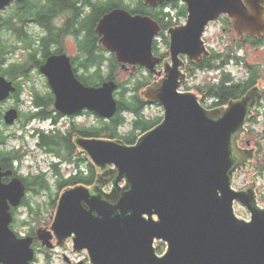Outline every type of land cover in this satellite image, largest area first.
<instances>
[{
    "label": "water",
    "instance_id": "1",
    "mask_svg": "<svg viewBox=\"0 0 264 264\" xmlns=\"http://www.w3.org/2000/svg\"><path fill=\"white\" fill-rule=\"evenodd\" d=\"M18 1L0 0V16ZM141 1L155 6L165 0ZM181 1L191 15L185 26L169 31L174 61L179 52H187L189 43L199 44L205 26L220 14H227L233 27L241 25L243 31L261 23L262 0ZM96 25L101 44L115 53L117 62L152 67L156 23L114 9ZM176 68L174 62L164 79L141 93L146 103L161 107L163 116L134 145L119 140L76 141L100 172L113 167L112 192L99 194L108 183L100 174L92 190L77 186L63 191L50 231L58 245L71 239L73 251L86 250L89 264H264V209L247 205V221L238 218L231 206L237 197L230 181L232 136L240 130L244 112L237 105L228 106L223 114L204 111L193 96L177 92ZM39 72L48 80L60 113L87 109L106 119L115 114L113 81L84 87L72 75L65 55L49 57ZM14 90L12 81L0 76V102ZM17 114L15 109L6 111L4 125L12 126ZM121 181L124 185L119 186ZM8 235L0 231V263H30L34 258L30 242ZM158 241L165 244L160 256L153 246Z\"/></svg>",
    "mask_w": 264,
    "mask_h": 264
},
{
    "label": "flooded vegetation",
    "instance_id": "2",
    "mask_svg": "<svg viewBox=\"0 0 264 264\" xmlns=\"http://www.w3.org/2000/svg\"><path fill=\"white\" fill-rule=\"evenodd\" d=\"M136 1L141 2L140 5L146 13L141 10L138 14L126 11L132 15L147 17L158 27L150 47L151 68L139 63L117 62L115 53L101 44V37L95 32L96 24L105 14L95 24L92 33L78 23L91 14V8L86 5L82 8L77 22L73 21L70 13L60 15L59 24L53 21L54 31L61 30L62 33H66L56 50H54L56 44L51 43V46H54L52 53L44 59L43 63L51 56L65 55L72 75L84 87H98L105 82L113 81L117 86L113 93L116 110L120 86L142 85L137 98L142 103L145 118H162L161 107L146 103V98L141 93L151 84L164 79L167 67L172 68L174 62L177 64L174 72H176L177 81L180 82L177 92L193 96L204 111L223 114L229 108L228 106L237 105L244 112V122L240 130L232 136L230 181L231 189L237 197L231 206L238 218H241L238 212H243L246 217L241 219L248 221L250 213L247 205L264 209V0L258 9L261 23L255 24L250 31H243L241 25L233 27L234 20L227 14H220L219 18L205 26L199 44L189 43L185 49L187 52H179L174 58L175 61L169 53L171 50L169 31L186 25L191 15L190 10L187 9L188 6L181 0H165L155 6L145 5L141 0ZM128 2L130 3L129 0L125 1V3ZM237 3L241 4L242 0H237ZM80 4L78 3V6ZM68 20L72 21L70 25L67 24ZM32 25L47 35V29L36 23ZM213 27L217 28V31L210 32ZM76 28L79 30L76 31ZM65 38L70 39L73 45V50L70 52L62 47V41ZM112 65L115 66L113 73L110 72ZM33 71L40 74L39 67L31 70ZM97 71L103 80L97 78L95 75ZM121 72L127 74L124 80L119 78ZM82 79L87 82H82ZM12 83L16 88L15 92L0 102V197H3L0 200V231H8L9 235L17 240L30 242L34 258L27 264H38L41 261L44 264H50L56 251H60V258L65 264H89L86 250L73 251L71 239H66L61 243L62 245H58L50 231L57 200L63 191L77 186L92 190L100 174L102 180L108 183L102 185L99 194L108 195L112 192L110 171L113 167H107L100 172L76 141L78 139L119 140L125 145H134L137 138L145 132L136 136L134 142L128 144L126 140L131 141L128 124L117 125L115 130L110 127L116 110L115 114L108 119L101 118L87 109L60 113L55 109V95L45 77L39 85H36L32 78L25 79L22 76L17 77ZM23 95L29 104L25 112L21 110L22 105L25 104ZM11 101L12 105L9 104ZM152 108H157L160 115H147L146 111ZM10 109L18 112V119L12 126H6L2 115ZM41 110L51 112L50 114L56 117V124L33 118L21 123L24 120V114L32 115ZM121 114L127 118L124 111H121ZM88 118L91 119L90 122H80L81 119ZM45 122L48 123L47 126L38 124L39 126L28 130V126L33 123ZM17 123H21L22 130L29 132V140L33 141L32 147L29 148L22 142V138L12 131ZM125 127L127 129L122 131ZM53 130H56L61 137L68 138L67 143L73 149L71 161L56 159L54 153L48 152L45 144L41 145L40 136L47 138L50 133H57ZM61 149L64 151L66 148ZM80 175L87 178L86 183L75 180L73 184L57 188V179L68 180ZM121 185H124L123 181L119 183V186ZM18 189H21V192H18ZM38 199H42L41 201L48 199L45 203L46 207H43L44 204L34 202ZM52 200L55 201L53 207L50 206ZM45 214L48 216L46 217ZM41 238H44L45 245ZM155 243L164 245V249L160 245L155 246ZM155 243L153 246L157 255L160 256L165 250V244L160 241ZM47 244L50 245L49 248Z\"/></svg>",
    "mask_w": 264,
    "mask_h": 264
},
{
    "label": "trees",
    "instance_id": "3",
    "mask_svg": "<svg viewBox=\"0 0 264 264\" xmlns=\"http://www.w3.org/2000/svg\"><path fill=\"white\" fill-rule=\"evenodd\" d=\"M126 0H97V2H92V0H19L18 2L11 5L0 16V76H4L6 79L14 81L17 77H23L27 79L29 77V72L32 69H36L43 63L44 59L51 54L52 48L51 43L56 44V50L61 44V38L64 34L61 30L54 31L52 23L54 19L60 15L71 14L73 21L77 22L79 20V14L82 8L86 5L91 8V14L82 22L80 26H83L87 31L92 33V30L98 20L104 15L109 13L115 8H122L129 11L132 14H138L143 11V7L140 5V1L129 0L130 3H125ZM78 3H81L78 6ZM141 10V11H140ZM144 12V11H143ZM146 13V12H144ZM69 21L67 24L70 25ZM30 23H36L40 27L47 29V35L42 34L35 40H32V36L28 33L26 27ZM79 29L76 28V31ZM2 33H10L12 37V42L3 41ZM89 34V33H88ZM88 36V35H87ZM93 40V37H91ZM20 43V49L25 50L26 57L21 63L9 62L7 55L9 52H13L18 49L16 44ZM115 66H111L110 72H115ZM97 78L103 80L100 77L99 71H97ZM103 76V75H102ZM104 77V76H103ZM82 82H87L82 79ZM90 82H92L90 80ZM95 83V82H92ZM142 88L140 84H134L133 87L120 86L119 98L117 99V112L111 120V128L115 130L117 125H122L126 123L130 127L129 138L131 141L126 142L131 144L134 142L136 136L139 134L149 131L151 128L161 122V117H150L145 118L143 115L142 103L138 97V91ZM133 94V95H132ZM121 111H124L126 115L130 116V119L126 118ZM51 112L46 110H41L39 113L32 115L24 114L21 123L27 119H40L48 120L52 124H56V117H53ZM57 132L56 130H53ZM51 131V132H53ZM115 132V131H114ZM40 136L39 141L41 145H46L49 153H54L55 158L59 160H64L69 162L73 157V149L67 143L68 138H63L57 132L51 134L47 138ZM125 140V139H123ZM62 147L66 148L62 151ZM80 183H86L87 178L83 176H75L68 180L57 179V188L64 187L67 184H73L74 181ZM51 207L55 206V201L52 200L50 204Z\"/></svg>",
    "mask_w": 264,
    "mask_h": 264
},
{
    "label": "rangeland",
    "instance_id": "4",
    "mask_svg": "<svg viewBox=\"0 0 264 264\" xmlns=\"http://www.w3.org/2000/svg\"><path fill=\"white\" fill-rule=\"evenodd\" d=\"M54 22H55V24H59V22H61V16L60 17L59 16L56 17L54 19ZM26 28L28 30V33L32 36V40L37 39L38 37H40L43 34V31L40 30V29H38V28H35V25L29 24L28 27H26ZM215 31H217V28H215V27L211 28V30H210V32H215ZM2 34H3L2 35V38L4 39L3 41L12 42L11 41L12 40V37H11L10 33H2ZM63 40L64 41H62V47L65 48V50H67L69 52L71 50H73V45L71 43V40L70 39H67V38H65ZM16 46H17L18 49L14 50L13 52H9V54L7 55V57H8V63L9 62H17V63H21L22 64V62L24 61V59L26 57V53H25V50H21L20 49V47H19L20 46V43L19 44L17 43ZM52 47H54V46H51V48ZM119 75H120L119 78H122L123 80L127 76L126 72H121V73H119ZM41 76H42L41 74L36 73L35 71H33V72H31V74H30L29 77L34 80V82H35L36 85H39V84H41L40 83L41 80H43V77H41ZM22 99L25 100L24 101L25 104L22 105L21 110L23 112H25L28 109L29 104L26 102L27 99H26V97H24V95L22 96ZM9 104L12 105L13 104L12 101L9 102ZM146 114L147 115H150V116L151 115H160V111L157 110V108H152V109H148L146 111ZM126 116H127L128 119H130V116L129 115H126ZM161 116H162V113H161ZM90 121H91V119H89V118L88 119H81L80 120V122H82V123L90 122ZM38 124H40L43 127L48 125L47 122H45V123H33L30 126H28V130H31L32 128H35V127L39 126ZM20 127H21V123H17L13 127L12 131L15 132L18 137H21L22 138L21 139L22 142L26 143L29 146V148L32 147L33 146V141L32 140H29L30 139L29 132L22 130V128H20ZM126 129H127V127L123 128L122 131H125ZM19 144H21V143H19ZM41 200L42 199H40V200L38 199V200H35L34 202H38V204H44L43 207H46L45 203H47V200L48 199L47 200H44V201H41ZM238 213H239V216H241V218L246 217V215L243 214V212H238ZM45 216L47 217L48 214H45ZM156 245H160V244L159 243H155V246ZM160 246H162V248L164 249V245H160ZM59 252L60 251H56L55 255L52 256L50 264H65V263H63L62 259L60 258V253ZM71 258H73V257H71ZM38 264H44V263H42V261H41Z\"/></svg>",
    "mask_w": 264,
    "mask_h": 264
}]
</instances>
